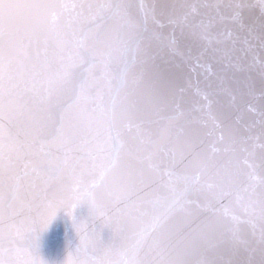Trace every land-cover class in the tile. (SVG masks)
<instances>
[{"label":"snow or ice","instance_id":"1","mask_svg":"<svg viewBox=\"0 0 264 264\" xmlns=\"http://www.w3.org/2000/svg\"><path fill=\"white\" fill-rule=\"evenodd\" d=\"M61 210L63 264H264V0H0V264Z\"/></svg>","mask_w":264,"mask_h":264},{"label":"water","instance_id":"2","mask_svg":"<svg viewBox=\"0 0 264 264\" xmlns=\"http://www.w3.org/2000/svg\"><path fill=\"white\" fill-rule=\"evenodd\" d=\"M155 131V129H153ZM168 147L173 149L177 155L186 150V145L183 140H173L168 144ZM222 148V146H219ZM214 163L223 164L226 162V157L221 151L216 154ZM127 195L130 197L129 204L135 205L137 196L134 189H126ZM75 215L78 219H89V208L86 204L78 206L75 210ZM97 227L99 224L97 223ZM103 235L108 238L109 232L104 229ZM79 242V236L69 218L63 210L57 213L48 230L42 236L41 255L49 262V264H63L70 250H74Z\"/></svg>","mask_w":264,"mask_h":264}]
</instances>
